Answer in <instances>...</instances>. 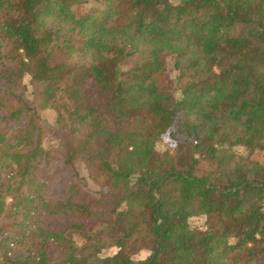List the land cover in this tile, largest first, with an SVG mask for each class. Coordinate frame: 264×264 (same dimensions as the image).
<instances>
[{"label": "trees", "instance_id": "obj_1", "mask_svg": "<svg viewBox=\"0 0 264 264\" xmlns=\"http://www.w3.org/2000/svg\"><path fill=\"white\" fill-rule=\"evenodd\" d=\"M0 82V264H264V0H0Z\"/></svg>", "mask_w": 264, "mask_h": 264}, {"label": "rangeland", "instance_id": "obj_2", "mask_svg": "<svg viewBox=\"0 0 264 264\" xmlns=\"http://www.w3.org/2000/svg\"><path fill=\"white\" fill-rule=\"evenodd\" d=\"M169 1L172 4H176L179 0H169ZM91 5H92L91 3H88V4L77 3V4L73 5V8L76 10V12L82 13L85 9H87V7L89 8ZM173 61H174L173 56L169 55L167 57V65H168V68L170 70V78L171 79L174 78V74H175L173 72V67H172ZM23 83H24V85H26L27 89L25 91H23L22 88H19L16 90V92L18 94H23L24 99H26L27 101H31L32 95H31V87L29 86V79L25 78L23 80ZM3 89H4V84L0 82V91H2ZM36 107L41 114L43 126L45 127V129H47L50 133L54 129H57V127H56V113L52 110L44 109L42 105L36 104ZM45 144L48 148H51L52 146L55 145V141L53 138H49V139H47ZM173 146H174L173 141L168 136H165L157 143L156 150L157 151H164L166 149L173 148ZM236 152L238 154H243V155L245 154V150L242 148H236ZM252 157L255 159L262 160L263 154L261 152L255 150L252 153ZM76 169L78 171L80 179L82 180V183L86 186L87 190L93 196L97 197V194L99 191L105 190V185L103 183L96 182L90 177L89 171L83 163L78 162L76 164ZM189 226L193 229H196V230H205V227H206L205 218L204 217H194V218L189 220ZM114 231H116V230H114ZM115 251L116 250L108 251L106 253V255H108V254L110 255V254L114 253ZM148 256H149V253L146 251H143V252L139 253L138 255L134 256L133 260L135 261V263L142 262V261H145Z\"/></svg>", "mask_w": 264, "mask_h": 264}, {"label": "water", "instance_id": "obj_3", "mask_svg": "<svg viewBox=\"0 0 264 264\" xmlns=\"http://www.w3.org/2000/svg\"><path fill=\"white\" fill-rule=\"evenodd\" d=\"M163 182H160L159 186L162 185ZM134 264H142V262L134 263Z\"/></svg>", "mask_w": 264, "mask_h": 264}]
</instances>
